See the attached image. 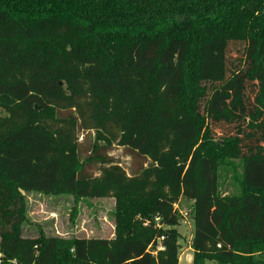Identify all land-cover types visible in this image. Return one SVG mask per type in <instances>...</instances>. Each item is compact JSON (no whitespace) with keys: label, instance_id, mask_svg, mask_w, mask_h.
Wrapping results in <instances>:
<instances>
[{"label":"trees","instance_id":"trees-1","mask_svg":"<svg viewBox=\"0 0 264 264\" xmlns=\"http://www.w3.org/2000/svg\"><path fill=\"white\" fill-rule=\"evenodd\" d=\"M32 192L117 234L27 237ZM183 200L192 264H264V0H0V264H179Z\"/></svg>","mask_w":264,"mask_h":264},{"label":"rangeland","instance_id":"rangeland-1","mask_svg":"<svg viewBox=\"0 0 264 264\" xmlns=\"http://www.w3.org/2000/svg\"><path fill=\"white\" fill-rule=\"evenodd\" d=\"M90 149L91 139L85 136L81 149L83 159L89 156L88 151ZM107 156L123 167L128 174L138 170L141 164V161L128 150L117 146L108 150ZM98 168L99 166H91L88 168V173L99 175ZM222 184V192L225 194L236 190L233 182L227 177L222 180ZM26 197L30 219V224L25 227L24 232L27 237H37L39 228L47 235L63 238L111 239L117 234L118 223L114 220L113 213L118 205L114 199H83L76 202L72 196L68 195L46 196L34 192L26 194ZM190 205L191 203L185 200L177 205V209L181 211L185 218L179 226V230L183 235L180 241L182 264L186 262L183 253L189 246L192 233L190 229L192 221L190 215L188 216ZM75 208L77 209L76 214L72 213ZM140 210V205L136 206V212ZM207 264L216 263L207 262Z\"/></svg>","mask_w":264,"mask_h":264},{"label":"crops","instance_id":"crops-1","mask_svg":"<svg viewBox=\"0 0 264 264\" xmlns=\"http://www.w3.org/2000/svg\"><path fill=\"white\" fill-rule=\"evenodd\" d=\"M190 229H191L192 233H191V236H190L191 239H190V242H189V246L185 249V251H184L185 253H183V255L185 256V261H186L185 264H192V260H193V254H192L193 251H192V248H191L192 237H193V232H194L193 224L190 226ZM182 237H183V235H182ZM179 264H182V258H180Z\"/></svg>","mask_w":264,"mask_h":264},{"label":"built area","instance_id":"built-area-1","mask_svg":"<svg viewBox=\"0 0 264 264\" xmlns=\"http://www.w3.org/2000/svg\"><path fill=\"white\" fill-rule=\"evenodd\" d=\"M155 223L158 225L159 224V219H155Z\"/></svg>","mask_w":264,"mask_h":264}]
</instances>
